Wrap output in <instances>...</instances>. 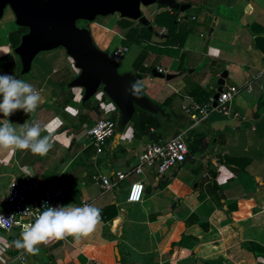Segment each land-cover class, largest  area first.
I'll use <instances>...</instances> for the list:
<instances>
[{
  "label": "crops",
  "instance_id": "0c3cea01",
  "mask_svg": "<svg viewBox=\"0 0 264 264\" xmlns=\"http://www.w3.org/2000/svg\"><path fill=\"white\" fill-rule=\"evenodd\" d=\"M177 1L191 4L189 10L174 16L165 5L167 28L160 26L148 35L151 48L138 46L125 63L121 56L117 59L115 72H133L147 103L142 107L130 100L133 109L120 126L121 109L101 82L97 86L109 107L106 100L86 102L97 87L85 96L83 83L56 95L63 83L62 76L53 77L57 67L67 62L76 73L73 78L81 67L59 43L23 62L16 47L28 29L16 21L6 2L0 6V74L32 84L41 97L35 112L17 110L8 119L18 131L24 123L41 124L47 129L42 135L51 133L52 144L44 156L0 148V212L8 182L30 171L31 177L51 184L56 206L88 203L99 208L102 217L89 235L51 239L37 246L38 254L26 253L23 260L14 243L19 239L16 227L0 225V264H264V80L258 75L264 65V0ZM148 8L149 16L143 14L152 26L156 14ZM109 29L125 38L120 29ZM121 46L128 50L126 43L113 49ZM9 49L10 54H3ZM119 65L123 67L117 71ZM151 67L172 76H154ZM222 70L223 85L239 87L231 101L235 114L210 111L192 125L180 104L208 101ZM248 76L247 90L242 85ZM100 116H114L117 126L95 152L85 130ZM194 130L204 134L205 147L160 175L146 167L109 189L90 177L130 168L150 138L177 132L187 138ZM136 177L143 183L142 197L128 202L126 190ZM250 243L258 248L257 255L247 249Z\"/></svg>",
  "mask_w": 264,
  "mask_h": 264
},
{
  "label": "water",
  "instance_id": "95a60500",
  "mask_svg": "<svg viewBox=\"0 0 264 264\" xmlns=\"http://www.w3.org/2000/svg\"><path fill=\"white\" fill-rule=\"evenodd\" d=\"M139 1L145 4L154 1L164 4L172 8L175 15L191 5L177 0H0V6L6 2L12 8L16 21L28 29L16 47L21 60L28 63L37 51L57 43L63 45L75 65L81 67L79 75L73 78L71 83L85 84L84 95L88 96L101 82L103 89L115 99L121 109L120 126L133 109L130 100L144 107L147 104L144 102L145 98L140 93L133 96L127 91L135 75L129 72L118 75L115 72V55L95 48L90 42L88 30L77 26L75 19H91L94 14L118 11L119 14L135 18L151 29L149 19L137 7ZM150 73L164 79L172 76L170 73L158 71L155 67L150 68ZM224 76L225 71L222 70L215 81L212 105L221 90ZM201 173L202 171L196 179ZM9 231L12 232L13 229L10 228Z\"/></svg>",
  "mask_w": 264,
  "mask_h": 264
},
{
  "label": "built area",
  "instance_id": "2783aa9c",
  "mask_svg": "<svg viewBox=\"0 0 264 264\" xmlns=\"http://www.w3.org/2000/svg\"><path fill=\"white\" fill-rule=\"evenodd\" d=\"M126 46L116 47L112 53L120 54ZM264 62V60H263ZM158 71H162L160 67ZM258 75L264 80V65L259 69ZM252 76L245 78L242 88L249 89ZM239 91V87L228 84L222 85L213 101L212 95L204 103L190 101L181 103L180 108L189 117L190 122L196 124L207 116L210 111H216L225 116L235 114L232 108V98ZM116 127L114 119L108 116H100L88 125L85 132L89 143L95 152H100L106 139L112 135ZM183 132H177L163 138H150L137 153L136 162L126 170H113L110 175L99 172L92 173L91 179L100 184L103 189H109L129 174L139 175L143 169L148 167L156 175L162 174L170 167L184 160L188 152L187 139ZM143 183L136 177L128 184L125 200L128 202L139 201L142 197ZM4 210L0 212V225L8 228L13 224L20 238V233L25 224L31 222L30 213L43 211L47 205L56 206V191L51 184L35 177L19 175L13 177L7 184L3 198ZM27 252L19 249L17 257L23 260Z\"/></svg>",
  "mask_w": 264,
  "mask_h": 264
},
{
  "label": "clouds",
  "instance_id": "9594fccd",
  "mask_svg": "<svg viewBox=\"0 0 264 264\" xmlns=\"http://www.w3.org/2000/svg\"><path fill=\"white\" fill-rule=\"evenodd\" d=\"M3 53L5 55L10 54ZM133 96H137L140 85L133 81L127 89ZM39 91L30 83H27L10 74H0V113L4 119H0V148H12L16 150H28L35 155L44 156L48 153L52 144L51 133L46 132V127L37 122L24 123L18 131L9 121L8 117L15 111L24 113L35 112L40 103ZM34 175L30 171L25 176ZM31 222L24 225L20 238L14 243L17 249H23L30 254H38L40 244H45L51 239L61 240L67 236L79 239L92 233L101 222V210L91 204L50 206L43 211L30 213Z\"/></svg>",
  "mask_w": 264,
  "mask_h": 264
},
{
  "label": "rangeland",
  "instance_id": "374dc122",
  "mask_svg": "<svg viewBox=\"0 0 264 264\" xmlns=\"http://www.w3.org/2000/svg\"><path fill=\"white\" fill-rule=\"evenodd\" d=\"M144 5L146 4L140 1L138 2L137 7L142 14L144 13L146 16H149L148 7L153 8L152 12H155L156 14V19L153 21L154 24L152 25L151 29H146L144 27L145 25L139 23L135 18L122 16L121 14L118 13V11H113L114 13L109 12L105 14H94V16L91 19H85L82 17H78L75 19V24L77 26L85 27L89 32L90 42L92 41L91 44L96 48L102 47L106 49L108 54H112V49L117 44L126 43L128 46V50L121 52L119 55H115L116 59H120L118 57L121 56L123 59V62L125 63L126 61L128 62V58L132 56V54H134L138 50V46L140 47V49L141 48L143 49L151 48L152 43H149V41H147L146 39L148 35L153 36L154 31L158 29L160 26H164L167 28V7L164 4L157 3L155 1L151 2L150 6L148 7L145 6L144 8ZM185 10L188 11L189 7L185 8L184 11ZM172 18L174 17L170 16L168 19L170 20ZM172 23H175V22H172ZM110 27L120 29L123 32V35L125 38L124 39L118 38L116 36L117 34L114 31H111L109 29ZM109 34H111V41L107 43ZM141 37L143 38L140 39ZM50 48L51 47L45 48V49H50ZM122 67L123 66L119 65L116 68V70L120 71ZM57 68H58V71L53 74V77L61 78L62 76L61 79L63 80V83H60V85L58 86L56 95L62 94L61 92L62 91L65 92V90L67 89V86H71L73 75L76 74L70 71L67 62L65 65L62 64L61 67H57ZM146 69H149V67ZM96 87L97 89L95 93L87 97L86 102L88 100H91V101L93 100L94 102H98L100 104V102H104V100H106L108 102V107H109L111 103L108 100V98L105 96V94L102 92L101 87L100 86L99 87L96 86ZM84 99H85V96L83 97V101ZM115 118H116V115H115ZM116 119H114L115 122H117ZM116 126H117V123H116ZM183 137L185 136L183 135ZM186 139H190V137H187ZM197 153H198L197 150L193 152V154H197Z\"/></svg>",
  "mask_w": 264,
  "mask_h": 264
},
{
  "label": "trees",
  "instance_id": "16d2710c",
  "mask_svg": "<svg viewBox=\"0 0 264 264\" xmlns=\"http://www.w3.org/2000/svg\"><path fill=\"white\" fill-rule=\"evenodd\" d=\"M144 27L146 29H148L146 26H144ZM20 29H22L21 33L25 32V30H26V28L22 27V26L20 27ZM14 44H13V46H14ZM137 59H139V58L137 57ZM191 134H192V136L190 137V139H187V147H188L187 154L192 153L195 150L200 151L205 147V144H203V142H204V134L203 133H198L195 131ZM114 214H115L114 212L110 213V215H108V218L112 217ZM183 239H184V236L179 241H183ZM247 249L252 251L255 255L258 254V248L256 246H254L252 243H250L247 246Z\"/></svg>",
  "mask_w": 264,
  "mask_h": 264
}]
</instances>
